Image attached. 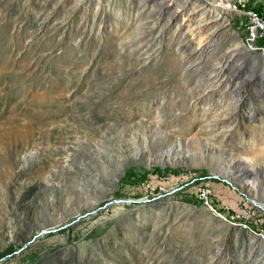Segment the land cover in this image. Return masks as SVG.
Instances as JSON below:
<instances>
[{"label":"rangeland","instance_id":"1","mask_svg":"<svg viewBox=\"0 0 264 264\" xmlns=\"http://www.w3.org/2000/svg\"><path fill=\"white\" fill-rule=\"evenodd\" d=\"M207 2L0 0V264H264V63Z\"/></svg>","mask_w":264,"mask_h":264},{"label":"built area","instance_id":"2","mask_svg":"<svg viewBox=\"0 0 264 264\" xmlns=\"http://www.w3.org/2000/svg\"><path fill=\"white\" fill-rule=\"evenodd\" d=\"M198 1L201 4H208L207 0ZM223 1L227 3L228 8L225 11H218L220 15L227 20L228 31H230L232 27L241 30V46L249 52L259 55L264 63V0ZM235 23L237 24L236 26ZM196 194L198 195V199L201 200L203 205L212 212L214 216L221 218L230 225H235L230 222L234 219L233 216H230L229 220H227L225 216L214 209L212 203L208 200L210 194L208 190L198 189ZM250 232L252 231L250 230ZM252 234L256 235L255 233ZM257 236L264 237L260 234Z\"/></svg>","mask_w":264,"mask_h":264},{"label":"bare ground","instance_id":"3","mask_svg":"<svg viewBox=\"0 0 264 264\" xmlns=\"http://www.w3.org/2000/svg\"><path fill=\"white\" fill-rule=\"evenodd\" d=\"M227 8H228V6L225 7V9H227ZM194 13H197V12L190 11L187 14V17H192L193 19L195 18V25L193 27V29L195 31H194V34H193L194 36L192 37V39H195L197 37L199 38V36L201 34H204L205 37H202L203 39L201 41L198 40L199 45L197 48H192V49H189L188 41L186 40V38L183 40V36H184L183 34L180 35L181 33H179L177 35V37L174 38L175 42L178 45L176 50H177L178 54H180L182 56L183 60H185V61L191 59L190 57H192V56H198V55L200 56L201 54H203L205 52H207V53L216 52L217 51L216 41L218 40L220 29H223L222 24L218 25L219 22H221L220 20H222V17H220V15L217 17L212 16V14H210V11H209V12H204V13L202 12L201 14L197 15V17H195ZM181 29H182V27H181ZM188 52H190L192 54V56H189ZM229 56H230L229 60H227V62L229 64H226V65L223 64L224 66L220 67L219 70H217V73L214 76H212V78H211L212 81L210 82V86H214L215 89L222 87L223 84H225L224 82H226V80L228 78V69L231 65L230 63H232L234 61L233 58H231V55H229ZM232 56H233V54H232Z\"/></svg>","mask_w":264,"mask_h":264},{"label":"clouds","instance_id":"4","mask_svg":"<svg viewBox=\"0 0 264 264\" xmlns=\"http://www.w3.org/2000/svg\"><path fill=\"white\" fill-rule=\"evenodd\" d=\"M240 159L244 164L250 166L253 169L256 167L264 166V154H261L259 156L242 155Z\"/></svg>","mask_w":264,"mask_h":264}]
</instances>
